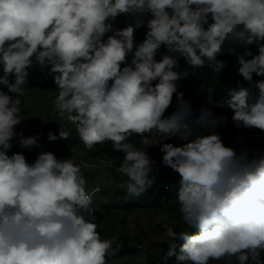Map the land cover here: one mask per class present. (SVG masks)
I'll list each match as a JSON object with an SVG mask.
<instances>
[{
  "label": "clouds",
  "instance_id": "clouds-1",
  "mask_svg": "<svg viewBox=\"0 0 264 264\" xmlns=\"http://www.w3.org/2000/svg\"><path fill=\"white\" fill-rule=\"evenodd\" d=\"M225 52L236 56L242 81L222 101L202 85L205 102L230 111L237 129L264 132V0H0V264H108L119 248L97 230L80 164L51 151L32 162L11 152L17 137L21 149L41 147L42 133L16 130L34 66L51 77L52 111L85 149L111 143L123 153L116 171L126 180L117 186L126 196L147 192L158 171L136 137H151L160 163L177 174L187 230L166 227L164 264H262L264 148L226 145L217 129L228 117L194 110L178 90L189 76L181 60L221 73ZM58 125L47 140L69 141Z\"/></svg>",
  "mask_w": 264,
  "mask_h": 264
},
{
  "label": "rangeland",
  "instance_id": "rangeland-1",
  "mask_svg": "<svg viewBox=\"0 0 264 264\" xmlns=\"http://www.w3.org/2000/svg\"><path fill=\"white\" fill-rule=\"evenodd\" d=\"M118 19L125 18L120 17ZM53 99L54 97L51 93H42L35 89L27 90V95L22 97L21 105L26 119L17 126L16 130L17 132L22 131L25 137L44 132L45 139L41 136L39 140L41 147L28 150L21 149L17 146V137L13 141L11 152H23L29 162L34 161L35 157L41 151L58 152L57 158L61 159L71 156L75 163L81 165V172L82 169H86V174L89 172L88 177H85V179L87 181L86 190L91 196H100L102 192L101 189L106 191L107 194H110V196L114 195L116 190H121L123 193H120L117 197L119 201L113 203L115 205L112 206H116L120 201L132 200V202H138V207L130 213H128V210H125L123 206L110 209L103 208L101 205H93V209L97 216V230L100 232L102 238L117 237V243L122 240L123 236H134L135 238L139 237L144 240V245H139L137 240L134 242L133 247H135L138 252L134 258L130 256L120 258L114 257L108 259V264H152L155 252L159 253H156L158 258L162 257V250L158 244L166 243L169 245L170 243L164 236L166 227L175 228L179 224L180 214L177 198L169 201L165 200V198H153L150 201L141 202L137 197H131L129 200V197L126 196V190L117 186L119 183L126 180V177L122 176L120 173L112 174L109 165L98 167V159L91 157L89 150L85 149L83 145L79 143L74 129L53 113ZM58 124L70 130V139L72 141L76 139L78 141L75 146L70 148V151L65 150L66 148H64L60 140L54 142H49L47 140V133L49 131L57 134L55 128L57 127L59 130ZM132 142L141 150H147L150 157L156 162L155 166L161 164L162 153L159 151L158 147L154 146V141L151 137L144 140L136 137ZM258 143L264 145L263 135H258ZM173 177L171 182L172 189L178 187L177 174L174 173Z\"/></svg>",
  "mask_w": 264,
  "mask_h": 264
},
{
  "label": "trees",
  "instance_id": "trees-1",
  "mask_svg": "<svg viewBox=\"0 0 264 264\" xmlns=\"http://www.w3.org/2000/svg\"><path fill=\"white\" fill-rule=\"evenodd\" d=\"M128 22H131V18L128 20ZM125 25V19H117L115 22V27L121 28ZM146 29L141 28L137 30L135 34L136 43L139 44L143 38L144 33ZM228 45H225V51L228 49ZM233 47H237L238 52H243L242 47H238L236 45H233ZM251 51L255 54L256 48L253 46L251 47ZM164 53V49H161V54ZM131 57H129L130 61ZM157 59H160V54L157 55ZM217 59L223 60L225 63V67L221 71V73H214L211 69L204 67L199 69H191L188 68V66L183 62V60L180 61V67L179 71H183L187 68L189 71V76L186 79H183L179 82V88L178 90L183 92L185 95V98L191 100L192 106L194 110H197L204 107H211L213 111L217 115L221 116H227L228 119L225 124H223L221 127L217 129V131L221 134L223 141L226 145L229 146H235L236 148H240L242 146H247L249 148H264V145H261L257 141V135L263 134L264 132H261L257 129H245L243 127L237 129L232 121H231V115L232 113L230 111H227L224 108L220 107H214L212 105H208L205 102V95L206 92L202 90L201 86L203 85L206 89L207 87H211L215 90L214 99L216 100H223V98L227 94V88L235 87L238 81H242V77H240L237 73V60L236 56L229 54L228 52H225L222 56H219ZM255 79H259L256 77ZM27 90H38L42 93L50 94L52 93L54 89V83L51 79V77H48L45 72H41L40 69L37 66H34L32 69H30V76H29V84L26 86ZM0 89L6 91L7 89L4 88L2 85H0ZM22 99V98H21ZM175 106V98L173 101V107ZM226 107V106H225ZM169 113L172 111V108H170ZM52 129V128H51ZM49 131V130H47ZM56 133L58 134V128H55ZM42 136L45 139L44 132H42ZM62 144L64 145V148H66V151H70V148L75 146L78 141L76 140H60ZM47 143L46 141H44ZM90 152L91 157L98 159V167H103L104 165L100 164L101 160H106L109 162L110 170L112 174H117L116 168L120 166L123 160V153L115 151L110 143L105 144H98L96 145ZM56 156H58V152L55 153ZM158 171L156 173V182L152 185V187L142 194L140 197H137L139 201L146 202L150 201L153 198L161 199L165 198V200L169 201L171 199L176 198V190L177 188L172 189L171 182L173 180L174 173L170 168H167L163 166L162 164H158L155 166ZM86 169H82V175L84 177H88V174L85 173ZM100 190V189H99ZM102 191V192H101ZM101 195L97 196H91V207L93 208V205H101L103 208H116L119 206H123L125 210H128V213L133 211L136 207H138V202H132L130 200L131 197L128 199L130 201H120V203H117L116 206L113 203H116L118 200V196L121 192V190H116L115 194L110 196V194H107L106 191L101 189ZM178 204V202H177ZM179 206V204H178ZM178 226L173 228L175 231H183L187 230V225L183 224L181 217H179ZM194 231V230H193ZM139 245H144V240L139 237L129 236L122 238L121 241L118 242L119 248L116 250L114 255H109L107 259L111 258H120L125 256H130L134 258L137 255V249L133 247L134 242H136ZM180 243V242H178ZM147 244V243H146ZM159 247L162 250V257L158 258L155 252L154 253V260L152 261V264H164L163 257L165 253L168 251V244L166 243H160L158 244ZM115 247V245H114ZM148 249V248H147ZM159 254V253H158ZM260 260L262 264H264V253L261 254ZM167 264H176L175 257L169 258L167 261ZM212 264H226L225 261H215L212 262ZM247 264H255V261L249 260Z\"/></svg>",
  "mask_w": 264,
  "mask_h": 264
}]
</instances>
